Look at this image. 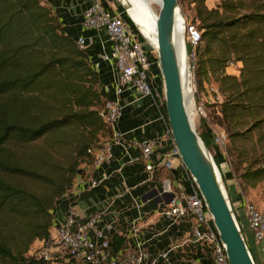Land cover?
Returning <instances> with one entry per match:
<instances>
[{
	"label": "trees",
	"instance_id": "1",
	"mask_svg": "<svg viewBox=\"0 0 264 264\" xmlns=\"http://www.w3.org/2000/svg\"><path fill=\"white\" fill-rule=\"evenodd\" d=\"M191 1L199 24L186 23L202 33L197 82L213 77L225 96L210 105L211 120L232 141L250 117L263 132L264 0H221L213 8ZM232 62L240 76L226 71ZM99 82L86 50L43 0H0V264H37L31 245L50 238L57 202L113 137ZM203 138L210 146L206 132ZM239 178L255 186L264 166ZM111 240L115 252L124 246L123 236Z\"/></svg>",
	"mask_w": 264,
	"mask_h": 264
},
{
	"label": "crops",
	"instance_id": "2",
	"mask_svg": "<svg viewBox=\"0 0 264 264\" xmlns=\"http://www.w3.org/2000/svg\"><path fill=\"white\" fill-rule=\"evenodd\" d=\"M58 15L63 27L76 40L84 37L86 52L97 71L99 86L104 97L118 101L120 116L113 122V131L121 134V142L112 148L111 160L89 165L84 175L76 178L73 188L67 192L54 208L52 235L70 213H74L76 225L91 217L97 218V227L105 236H123L124 246L116 255L130 251L144 250L149 259L157 258V264H214L212 250L208 244L194 242L192 233L196 218L189 214L173 218L164 214L174 196L180 190L192 192L196 188L189 171L182 165L170 170H163L160 177L148 171V163H156V154L164 153L174 145L169 133V118L165 101L163 79L157 65V56H152L154 65L148 80L153 89L149 96L140 95L135 88L128 86L119 96L116 93L117 63L107 61L104 56L111 51L113 41L106 30L87 28L83 24V13L93 0H43ZM107 10L114 13L128 14L120 7L118 0H100ZM122 9V10H121ZM137 30V27L134 25ZM138 31V30H137ZM197 98L203 103L220 102V94L209 89L207 83L197 91ZM210 117L203 121L206 134L211 141V152L218 159L225 186L230 196L232 207L243 229L248 246L256 264H264V252L255 240L248 225L246 210L247 197L244 187L237 178L227 154L213 141L220 130ZM154 140L155 149L150 160L143 158L141 147L136 142ZM169 177L174 192H164L163 179ZM97 183L94 184L93 182ZM94 238V232L89 230ZM76 264H85L81 261Z\"/></svg>",
	"mask_w": 264,
	"mask_h": 264
},
{
	"label": "built area",
	"instance_id": "3",
	"mask_svg": "<svg viewBox=\"0 0 264 264\" xmlns=\"http://www.w3.org/2000/svg\"><path fill=\"white\" fill-rule=\"evenodd\" d=\"M83 24L87 28L105 29L113 41L111 51L106 53L104 58L107 61L115 60L117 63L116 93L120 96L128 86H132L142 96L152 95L153 89L148 76L152 66L157 62L154 63L150 57L151 53L144 49L142 41L133 29L134 25H130L122 15L107 10L100 0H93L85 9ZM201 38L202 33L196 26L186 24V41L187 45L191 47L188 59L191 60L190 64L193 68L196 66L197 57L195 48ZM77 43L84 49L87 45L84 37H78ZM153 51L156 52L155 49ZM231 65L234 66L235 62H232ZM120 109L118 101L107 100L101 115L112 125L120 116ZM169 133L172 136L171 128H169ZM227 140L228 134L223 130L218 131L213 137L214 143L221 147H225ZM118 142H121V134L113 131L111 140L105 141L95 150V165L111 160L113 145ZM136 143L142 149L143 158L150 160L156 142L147 139ZM156 160V163L146 165L148 171L154 172L157 166L167 170L180 165L185 167L175 142L166 152H158ZM163 185L164 192H174L169 177L163 179ZM245 206L249 228L253 231L256 242L261 245L264 252V212L249 200H246ZM164 214L173 218L193 215L197 222L191 239L194 242L208 244L212 250L214 264H230L225 244L220 238L213 216L197 185L192 192L178 191L170 206L164 210ZM97 218L98 216L91 217L86 222L76 225L74 213H70L58 226L56 236L44 239L36 250L37 264H68L72 260L80 258L85 260V264H157V258L149 259L144 250L116 255L111 245V237L105 236L103 231L97 227ZM90 229L94 232V238L89 236Z\"/></svg>",
	"mask_w": 264,
	"mask_h": 264
},
{
	"label": "water",
	"instance_id": "4",
	"mask_svg": "<svg viewBox=\"0 0 264 264\" xmlns=\"http://www.w3.org/2000/svg\"><path fill=\"white\" fill-rule=\"evenodd\" d=\"M118 1L125 7L126 13L141 35L148 41L129 14L128 4L123 0ZM179 5V0H161L156 20L157 46L154 47L149 42L157 53V64L163 79L171 133L185 167L191 174L208 210L213 216L214 224L225 244L229 263L256 264L232 207L217 162L207 144L196 131L188 111L180 59L175 41L178 14L182 17L186 38V21L181 14ZM185 45L189 65L186 39ZM189 75L190 86L192 87L193 71L191 65L189 66Z\"/></svg>",
	"mask_w": 264,
	"mask_h": 264
},
{
	"label": "rangeland",
	"instance_id": "5",
	"mask_svg": "<svg viewBox=\"0 0 264 264\" xmlns=\"http://www.w3.org/2000/svg\"><path fill=\"white\" fill-rule=\"evenodd\" d=\"M220 1L221 0H206V4L209 8H213V7L219 6ZM119 4H120V7L122 6V9L125 11V7H123V5L120 2H119ZM179 4H180L179 7H180L181 14L185 18V21L186 22H195L198 25L199 23L197 21H195V19H194V15H195L194 3H192L191 0H179ZM128 10H129V6H128ZM159 10H160V4L154 3L153 4V11L156 13H159ZM124 14L125 13H121L122 16ZM133 29H134L136 35L138 36V38L142 41V45H143L144 49L146 51H153L154 48L150 46L149 41L142 38V36L140 35V33L136 30V28L134 26H133ZM190 49H191V47L189 45H187L188 53L190 52ZM153 54L157 56L155 51H153ZM196 59H198V58L196 57ZM189 61L191 62L190 59H189ZM190 65L191 64H189L188 66H190ZM238 66L239 65L237 62H235L234 66H232L230 63L228 65V68L226 71L229 74L239 75L238 74L239 73ZM196 68H198L197 64H196L195 68L192 67V71H193L192 95H193V99H194V102H193L194 103V109H193V111H194V125L196 128V131L198 132V134L200 135L202 140L205 142L203 136H204L205 131H206V126L204 124L203 119L206 116L210 117V112L213 109V107H210V105L222 102L225 99V96L220 90V84L218 82H216L213 77L209 81L203 80L202 85H199L197 82V77L195 75ZM205 83H207V85L209 86V89L211 91L220 94V99H221L220 102L203 103V102H200L198 100L197 91L199 92L201 90V87H203ZM209 119L213 124H216V122H214V120H211L212 119L211 117ZM250 119L253 121V118L250 117L249 119H247L245 121H241L239 124L236 125V128H238L240 130V131H238V132H240V136L237 138V141H232L229 137V139L226 142L225 147H222L224 152L227 154L229 162L232 165L233 170L235 171L236 176L239 180H240L239 177H241V174L247 168L255 169V168L264 166V130H263V132H261L258 129H255V128L252 129L253 126H252V121ZM218 126L220 127V130H223L227 133L226 128H224L220 125H218ZM227 134H229V133H227ZM207 146H208V144H207ZM210 146H211V143H210ZM210 146H208V147L211 151ZM220 172H221V170H220ZM221 175H222V172H221ZM222 180H223V183L225 185L223 176H222ZM240 182H241V180H240ZM243 191H244V194L247 197V199L250 202H252L257 208H259L260 210H262L264 212V179L260 182H257V184L255 186L245 185ZM227 193H228V191H227ZM228 196H229V194H228ZM229 199H230V196H229ZM52 231L53 230L51 228L50 238L56 236V233H57V231H56V233L52 235ZM43 240L44 239L35 241L31 245L30 252H28L27 254H29V255L30 254H36L35 252L40 247V244H42ZM74 261L76 263L84 261V263H85V260L80 258V259L72 260L68 264H76V263H74Z\"/></svg>",
	"mask_w": 264,
	"mask_h": 264
},
{
	"label": "bare ground",
	"instance_id": "6",
	"mask_svg": "<svg viewBox=\"0 0 264 264\" xmlns=\"http://www.w3.org/2000/svg\"><path fill=\"white\" fill-rule=\"evenodd\" d=\"M129 6V14L136 22L141 32L148 39L150 44L157 46L156 37V20L159 13L153 11V4L159 3L161 0H123ZM178 14L175 30V41L180 59V68L184 81V91L187 99V107L190 116L194 122V99L192 95V87L190 86L189 66L187 62V53L185 45L184 27L182 24V17Z\"/></svg>",
	"mask_w": 264,
	"mask_h": 264
}]
</instances>
